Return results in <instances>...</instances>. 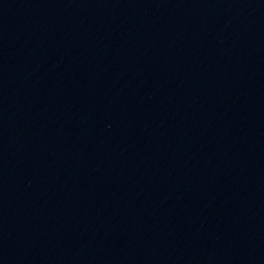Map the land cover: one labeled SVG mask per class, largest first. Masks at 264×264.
Masks as SVG:
<instances>
[{
	"label": "water",
	"instance_id": "obj_1",
	"mask_svg": "<svg viewBox=\"0 0 264 264\" xmlns=\"http://www.w3.org/2000/svg\"><path fill=\"white\" fill-rule=\"evenodd\" d=\"M0 264H264V0H0Z\"/></svg>",
	"mask_w": 264,
	"mask_h": 264
}]
</instances>
